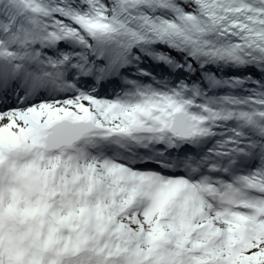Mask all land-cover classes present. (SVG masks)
Masks as SVG:
<instances>
[{"label": "snow or ice", "instance_id": "obj_1", "mask_svg": "<svg viewBox=\"0 0 264 264\" xmlns=\"http://www.w3.org/2000/svg\"><path fill=\"white\" fill-rule=\"evenodd\" d=\"M0 264H264V0H0Z\"/></svg>", "mask_w": 264, "mask_h": 264}]
</instances>
